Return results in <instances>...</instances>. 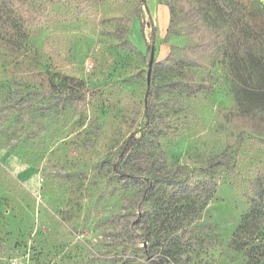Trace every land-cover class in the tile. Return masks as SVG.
Wrapping results in <instances>:
<instances>
[{
    "label": "rangeland",
    "instance_id": "374dc122",
    "mask_svg": "<svg viewBox=\"0 0 264 264\" xmlns=\"http://www.w3.org/2000/svg\"><path fill=\"white\" fill-rule=\"evenodd\" d=\"M144 2L146 42L139 0L1 9L0 264H264V126L236 72L264 61V0Z\"/></svg>",
    "mask_w": 264,
    "mask_h": 264
},
{
    "label": "trees",
    "instance_id": "16d2710c",
    "mask_svg": "<svg viewBox=\"0 0 264 264\" xmlns=\"http://www.w3.org/2000/svg\"><path fill=\"white\" fill-rule=\"evenodd\" d=\"M139 3L141 7L139 8V11H137V14L135 17L139 19V31L142 34L143 41L146 42L145 32H144V20L141 15V8L144 7L145 2L144 0H139ZM8 4H12L16 6L19 12L23 14L25 12L29 13L32 10H34V7L32 6L33 0H0V17L6 14V11L4 13V10H1V9H4ZM169 16L170 18H169V23H168V28H167L168 31L171 30L173 26V20H174V16L170 8H169ZM7 17L10 20V17L9 16ZM8 19L5 18L6 21H8ZM152 31L153 32L151 33V37H150L151 42L154 41L155 34H156V31L153 28H152ZM217 43H218V39L215 36H211L210 39H208V41L204 43L203 46L205 48H211V47H215ZM129 45L130 47H132L131 44ZM133 49L135 48L133 47ZM151 50H152V46L147 45L146 56L148 57V59H149ZM193 51L195 50L191 49L190 51L192 55L191 53L187 52L182 56L183 62L189 66L198 65V59H196L193 56L194 55ZM160 64L165 65V62H161ZM236 64H237L236 72L238 73L237 78L245 86L243 90L244 94L248 99H250L252 102H255L256 104L252 109L248 110L247 114L251 118V121H253V123H255L256 125L258 124V125L264 126V88L258 89L252 86L253 76L251 72L256 67L259 70V72H261V76L264 79V61H262L258 57H255V59L253 58L251 65L250 64L248 65L246 63V59L243 57H240L239 61H237ZM189 89H190L189 92L192 94H197L199 92L207 90V88L200 86V85L191 86ZM146 90L147 92H146L145 99H144V105H145V113L147 117L151 107L153 106L152 102H153V97H154V91L151 90V87H149V85H147ZM48 93L51 94L50 91H48ZM65 98L69 101L71 105H74V106H79L81 103L85 102L84 101L85 97L82 96L81 92L75 91L72 93H68ZM137 143H138V139L134 135H131L130 137H128L126 142L123 144L122 151L119 155V158L123 159L124 157H126V155H128L133 150L132 148L135 147ZM113 169L116 170V166H113ZM124 178H126V182L140 180V178H137L132 175L124 176ZM251 188L253 189V191L251 195L250 204L252 205L253 211L258 212L263 204L262 200L264 197V179L262 177L256 178L255 181L252 183Z\"/></svg>",
    "mask_w": 264,
    "mask_h": 264
},
{
    "label": "water",
    "instance_id": "95a60500",
    "mask_svg": "<svg viewBox=\"0 0 264 264\" xmlns=\"http://www.w3.org/2000/svg\"><path fill=\"white\" fill-rule=\"evenodd\" d=\"M153 55H154V47L152 46V50L151 53L149 55V64H148V69H147V85H149V81H150V72H151V67L153 65Z\"/></svg>",
    "mask_w": 264,
    "mask_h": 264
}]
</instances>
